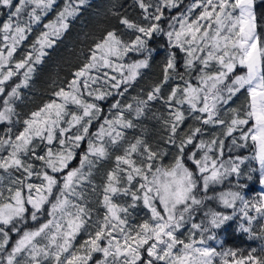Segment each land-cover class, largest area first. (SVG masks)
I'll use <instances>...</instances> for the list:
<instances>
[{"label":"snow or ice","instance_id":"snow-or-ice-1","mask_svg":"<svg viewBox=\"0 0 264 264\" xmlns=\"http://www.w3.org/2000/svg\"><path fill=\"white\" fill-rule=\"evenodd\" d=\"M87 2L64 0L55 19L44 24L45 31L32 50L13 69L10 61L17 45L56 0H0V6L9 9L0 27L7 45L0 48V94L6 92L5 82L17 70L27 68L21 83L2 100L0 122L13 123L21 84L28 85L33 66L45 55L44 49L68 29L70 18L76 17ZM136 2L142 10V22L119 17L133 39L125 41L115 28L106 29L90 48L87 61L73 73L67 90L60 87L53 93L56 99L32 111L22 121V130L13 134L9 127L0 135V172L5 174L0 175V264H217V259L219 264H264V249L259 256L254 254L256 249L246 256L231 249L217 251L207 243L215 235H205L232 220L239 201L242 207L238 210L247 222L240 228L257 236L252 224L258 218L264 220V192L252 201L240 191L220 192L216 198L225 208L233 209V214L209 208L204 213L206 222H192L197 208L205 199H211L197 198L195 190L200 182L207 191L209 185L220 184L233 174L239 177L241 164L249 159H222L225 141L204 139L205 126L223 129L218 135L231 137L237 148L248 147L251 142V159L259 162V180L264 184V18L258 20L255 0H191L186 7L183 0ZM165 9L179 11L165 17ZM165 22L167 30L162 27ZM154 34H163L168 40L163 79L152 86L146 98L133 97L135 104L117 100L109 106V115H103L99 102L113 92L123 97L140 70L148 67L153 51L148 48V38ZM173 49L185 54L184 72L177 71V51ZM145 51L148 57L124 62L130 53ZM103 69L114 71L119 78ZM238 69L243 71L238 74ZM174 78L179 82L163 96L162 89ZM242 91L244 104L228 107L222 118L221 110ZM156 100L166 106L163 127L167 143L176 149L173 161L163 163L167 152L154 150L143 136L129 141L106 173L100 200L102 217L92 221L93 231L74 249L77 235L92 219V209L87 207L80 189L91 182L97 164L109 157V147L122 144L124 130L135 128L134 120ZM69 106L76 110L70 111ZM188 119L196 126L183 129ZM16 123H20L18 118ZM96 124L97 130L91 131ZM85 141L86 150L78 154L77 149ZM214 148L218 149L215 157L209 154ZM77 155L79 164L72 167ZM188 161L194 168L188 166ZM245 175L252 179L250 173ZM121 195L130 197L131 203L124 206L114 202V197ZM141 201L150 216L130 224L129 208ZM250 209L257 215H250ZM42 215L46 217L43 222ZM29 219L37 226L22 229L20 225ZM186 223L191 224L187 242L178 235ZM260 227L264 238V224ZM12 233L18 239L6 252ZM94 254H100V258L94 259ZM21 256L24 258L18 259Z\"/></svg>","mask_w":264,"mask_h":264},{"label":"trees","instance_id":"trees-1","mask_svg":"<svg viewBox=\"0 0 264 264\" xmlns=\"http://www.w3.org/2000/svg\"><path fill=\"white\" fill-rule=\"evenodd\" d=\"M146 2H148V0H146ZM185 3H187V0L183 1V7L185 6ZM63 4L64 0H56L53 8L41 19V21L32 25V31L27 33L26 39L18 45L16 51L13 53L10 61V65L13 69H15L16 62L27 56L24 52L32 50V45L37 40L40 33L45 31L44 24L55 19L57 12L61 10ZM8 11L9 9L0 6V27H2L3 22L7 19L6 13ZM178 11L179 10L177 9H165V17L175 15ZM255 11L258 20L264 18V0H255ZM121 16H126L137 22H142V10L139 8L136 0H88L87 4L82 6L79 14L74 18H70L68 29L65 30L60 37L56 38L55 43L50 48L46 47L44 49L45 55L39 63L33 66L34 71L31 74L28 85L25 87L21 84L19 89L20 97L14 104L16 115L13 116V123L9 124L8 122H0V135H4L5 129L9 127L13 129V134L22 130V121L27 118L32 111L37 110L39 107L43 106L44 103L56 99L53 96V93L60 87L67 89L68 82L73 79V73L87 61L90 48L93 46V43L101 37L106 29L115 28L125 41L133 39L134 35L132 32L125 29L119 23V17ZM23 19H27L26 15ZM162 27L167 30L166 22L162 24ZM258 31H261V29H258ZM6 47L7 45L3 41V33H0V48ZM148 48L153 50L149 57L148 67L140 70V76L132 82L131 87L128 88V91L123 97L116 95V93L113 92L112 96L99 102V105L103 110V115H108L107 109L117 100H120L122 104H135L132 102L134 100L133 97L142 99L146 98V94L151 90L152 86L163 79V67L166 63L169 51L167 37L163 34H154L152 37L148 38ZM173 50L177 51V71L184 72L183 58L185 54L179 50ZM6 54L7 53L5 52V55ZM145 57H148L147 51L141 53L133 52L125 57L124 62L129 63L133 60L144 59ZM25 71H27L26 68L17 70V74L5 82L4 86L6 92L0 94V110L3 108L2 100L6 97V93L10 91L12 87H15L16 84L21 83L24 79ZM242 71L243 69H238L237 73L240 74ZM177 82H179L177 78L169 81V83L162 89V95L166 97L170 88ZM242 101H245V94L243 97L241 95L238 100L241 105H243ZM166 116V106L161 100L150 102L144 115L139 119L134 120L136 127L125 130L126 139L124 142L115 148H110L109 157L97 164L90 180L92 179V181L96 183H104L107 171L114 167V157L122 154V147H125L129 141L137 136H143L146 142L149 143L154 150L161 149L166 151L167 156L163 163H171L176 154V149L167 143V130L163 127L162 119ZM17 118L20 120V123H16ZM185 123L188 125L195 124V122L190 119ZM98 126L99 125L96 124L91 131L95 132ZM187 127L183 129H187ZM234 135L238 137L239 133H235ZM224 141L223 159H228L229 156H250V150L252 149L251 142H249L248 147L237 148L232 145L231 137L225 138ZM237 143H239V140ZM229 147L231 151L230 154H227L226 150ZM42 148L43 145H41V149ZM86 148V141L82 142L80 149H77V153L79 154L81 151L86 150ZM187 163L190 168H194L191 161H188ZM78 164L79 155H77V158L72 162L71 166L76 167ZM252 169H255V171H251ZM241 172H243L242 176L239 177L238 180L236 175L233 174L220 184L209 185L207 191L203 189L202 181L200 182L195 190L197 198L207 196L211 197V199H205L203 205L197 208L193 214L192 222L200 223L202 220L206 222L204 213L209 208L229 214L230 210L224 208L216 198L220 192L229 189L240 191L245 199L250 201L259 196L262 192V186L259 184V173L256 161L249 157V159L245 160L242 164ZM248 173L252 176V179L250 180L247 178V175H245ZM239 185H243V187H239ZM251 213L250 209L249 214L254 215V213ZM45 218L46 217L42 215L41 222H43ZM242 223L247 226L246 220L241 218L240 214H238L237 216H234L232 220L227 221L219 229H212L215 236L221 239L220 243L215 245L217 251L231 249L237 251L238 255L243 254L246 256L251 249H256V252L254 253L255 255L259 256L262 254L261 250L264 249V238H261L260 236V225L264 224V220H259L258 218V222H253L252 230L257 233V236L255 237L251 236L250 233L244 232L243 229L240 228ZM189 224L190 223H186L185 225ZM36 226V222H33L30 219L27 220L25 224L20 225L22 229L25 227L34 228ZM11 237L9 245L6 246V252L15 240L18 239V235L15 233H12ZM98 257L99 254H94V259Z\"/></svg>","mask_w":264,"mask_h":264},{"label":"rangeland","instance_id":"rangeland-1","mask_svg":"<svg viewBox=\"0 0 264 264\" xmlns=\"http://www.w3.org/2000/svg\"><path fill=\"white\" fill-rule=\"evenodd\" d=\"M189 3H191V0H187V3H185V6L184 7H186ZM177 14H175V15H177ZM196 14H198V12ZM17 47H18V45H17ZM24 53L28 54L27 51H25ZM26 70H27V68H26ZM102 71L109 72L111 75H117V78H119L118 74H116L114 71H112L110 69H103ZM93 74L100 75L101 73L94 72ZM96 86L98 87L99 85H96ZM244 94L245 93L242 91L240 94H238L236 97H234L232 101L229 102V105L225 106L221 110V117L222 118L224 116V112L227 110L228 107L236 108V107L242 106L238 102V100L240 99L241 95L243 97ZM58 102H60V101H58ZM132 102L135 103V100H133ZM244 102H243V104H244ZM108 109H107V113H108ZM69 110L70 111H75L76 110L75 109V106H69ZM108 115H109V113H108ZM190 120L193 121L192 119H190ZM187 126H189V125L185 123L182 126V128H186ZM193 126H196V124H193ZM205 128H206V131H205V135L203 136V138L206 139V140H210V139H212L214 137L215 138H219V139H223V140L225 138H227V137H225L223 135H218V134L222 133V131H223V129H221L218 126L208 125V126H205ZM125 139H126V135H125ZM37 143H39V141H37ZM239 143H241V142L239 141ZM110 148H113V147H109V149ZM41 150H42L41 148L38 149V152H40ZM122 150H123V147H122ZM230 151H231V149L229 147L226 150V153L227 154H230ZM250 151H251V154H249L250 155L249 157H252V155L254 153H253V150L252 149ZM217 153H218V149L217 148H214L212 150V152H210L209 154L210 155H213L215 157V155ZM224 160H227V158H224ZM256 164H257V170H258V173H259V168H260L259 162L256 161ZM241 166H242V164H241ZM241 173H243V172H241ZM13 174L14 175H19V173H15V172ZM0 175H5V174L3 172H0ZM259 175H260V173H259ZM241 176H242V174L239 177H241ZM239 177L236 176L237 180H238ZM5 182H7V181H5ZM103 184L104 183H101V182H99V183L93 182L92 179H91V182L90 183L89 182H85V184L80 189L84 193V199L87 202V207L90 208V209H92V219L85 225V228L77 235L76 240L73 242L74 249L75 248H78L79 245L87 238V233L88 232L93 231V228L91 226L92 225V221H94L95 219H97L98 216L99 217H102V215H103L104 209L100 205V200H101L102 195H103V192H102ZM259 184L262 186V192H264V184H261L260 183V180H259ZM93 186H95V191H93ZM114 202L119 203V204H122L124 206H127V205H129L131 203V199H130V197H125V196H122L121 195V196L114 197ZM240 207H242V205H240V202L238 201L237 202V205H236V211H235V215L234 216H237L238 214H240V217L243 218L242 215H241L242 213L238 210ZM226 209H229L230 210L229 211V214L227 213L228 215H232L233 214V211H234L233 209H231V208H226ZM251 212H252L251 214H253V213H254V215L256 214L253 210H251ZM149 216H150V212H149V210L147 208H145L143 206L142 201L141 202H138L135 208H129V216H128V219H129V223L130 224H138V223H141V222H143V220L147 219ZM190 227H191V224L185 225L184 228L180 229L179 232H178L179 237L181 239H185L186 242H187V237H188V229ZM209 234H214L215 235V233L212 230H211V233H206L205 235L207 236ZM195 238L197 240L199 239V233H197V235H196ZM220 241H221V239L215 236V239L214 240H208L207 243H208L209 246L215 247V245L219 244ZM11 247H12V245H11ZM11 247L7 251H10ZM4 255H6V253ZM23 258H24L23 256L18 257V259H23ZM99 258H100V254H99V257L96 258V259H99ZM46 264H51V262L50 261L49 262H46ZM89 264H93V262L90 261ZM217 264H219L218 259H217Z\"/></svg>","mask_w":264,"mask_h":264}]
</instances>
